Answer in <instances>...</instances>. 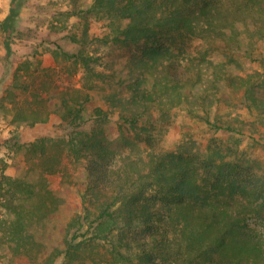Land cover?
<instances>
[{
	"label": "trees",
	"instance_id": "trees-1",
	"mask_svg": "<svg viewBox=\"0 0 264 264\" xmlns=\"http://www.w3.org/2000/svg\"><path fill=\"white\" fill-rule=\"evenodd\" d=\"M70 2L63 16L124 22L102 40L135 51L106 62L108 72H95L90 57L59 52L85 74L71 100L39 81L41 70L49 75L39 60L15 70V93L30 88L32 98L13 99L12 123L32 127L58 116L66 160L42 138L29 145L34 165L0 173V264H264V158L247 152L264 141L245 129L264 125V0ZM25 9L26 0H10L0 22L7 58ZM63 72L69 88L72 75ZM173 109L234 138L188 153L125 154L150 147L155 125ZM39 171L67 175L66 186L37 188Z\"/></svg>",
	"mask_w": 264,
	"mask_h": 264
},
{
	"label": "rangeland",
	"instance_id": "rangeland-1",
	"mask_svg": "<svg viewBox=\"0 0 264 264\" xmlns=\"http://www.w3.org/2000/svg\"><path fill=\"white\" fill-rule=\"evenodd\" d=\"M9 5L10 0H0V22L6 17ZM70 5V0H26V9L18 24L19 31L13 38L12 53L8 58L0 36V173L5 172L12 175L18 168L27 167L29 164L34 165L36 162L33 161L35 158L29 151V145L42 138L55 156L66 160V130L64 123L58 116L52 113L49 115L48 121L37 122L32 127L12 123L13 99L32 98L30 88L23 92L22 87L18 86L20 89L17 90V94L13 89L15 83L13 82V74L21 62L39 60L41 62L40 67L49 69V75L42 73V70L39 73L37 70L34 76L39 73V81L47 80L48 86L53 87L50 90L51 93L71 100L77 95V88H83L85 74L80 63L75 61V57L67 61L63 56L58 55L59 52L90 57L92 59L90 65L95 72H108L105 67L106 62L123 60L130 57L135 51L133 45H115L112 42L102 40L105 33H116L118 28L124 26V22L115 16L104 14L94 15L86 19L77 16H63L62 13L68 10ZM63 71L72 75L69 88L66 85V78H62ZM17 72L19 77L24 80L23 70ZM17 83V85H22L20 81ZM91 94L94 97L95 105L100 104V93L97 89L91 91ZM156 110L158 112V109ZM246 117L248 116L246 115ZM253 121L254 119L250 117L247 119L246 125L253 124ZM253 126L251 128L245 127L246 134L249 136L252 131L255 138L260 139L263 143L264 125L254 123ZM153 133H155V137L151 141L150 147L141 143L132 150L128 149L125 154H145L150 150H176L188 153L199 148L203 149L206 143L214 138L221 139L223 142H229L234 138L232 135L224 134L221 131L214 133L197 116H189L183 109H173L169 121L164 124H156ZM15 137L20 138L19 147L9 145V142ZM250 143L252 140L246 138L243 145H250ZM247 152L250 155L264 158V145L253 144V146H249ZM68 172L70 181L76 176V171L69 165ZM67 181L68 177L65 174H49L39 171L36 187L46 186L62 191ZM4 211L0 205V217L4 216ZM55 222L56 220L53 219V223ZM29 224L36 229L44 227L42 221L31 220Z\"/></svg>",
	"mask_w": 264,
	"mask_h": 264
}]
</instances>
